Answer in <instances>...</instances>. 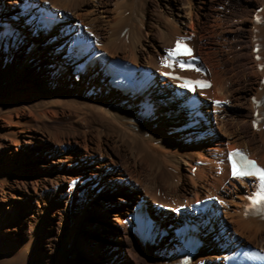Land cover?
I'll list each match as a JSON object with an SVG mask.
<instances>
[{
    "label": "bare ground",
    "instance_id": "6f19581e",
    "mask_svg": "<svg viewBox=\"0 0 264 264\" xmlns=\"http://www.w3.org/2000/svg\"><path fill=\"white\" fill-rule=\"evenodd\" d=\"M26 1L0 0V264L26 261L30 248L13 246V226L17 227L21 220L25 204L35 202L23 215L24 220L31 221L44 212L47 197L52 198L55 193L64 196L61 199L66 202L68 213L72 206L78 209L63 238L62 256H68L80 226L86 227L82 222L86 214H93L92 224L107 214L115 237L131 243L150 264H225V254L235 250V245L255 243L254 247L264 249V220L246 213L250 186L255 187V183L231 179L227 160L229 151L242 148L264 167V0H260V11L253 9L255 16L250 17V25L244 20L238 26L252 35L249 54L253 71L259 75L257 84L232 95L222 67L205 63L214 86L201 93L210 121L203 126L206 137L201 141L189 130H179L188 120L174 83L158 76L157 87H151L142 97H132L108 84L100 63L89 66L84 73L77 72L76 58L69 54L74 50L73 43L89 40L94 34L98 45L91 54L105 52L110 60L120 58L157 71L165 67L170 57L167 50L179 38H185L195 47V55L201 56L195 38L197 27L202 26L197 12L174 4L178 25L166 31L163 42L152 29L143 36L139 9L134 10L135 5L131 3L132 8L129 0H38L41 4L49 1L65 18V23L52 31L36 29L37 11L25 10L38 2ZM7 21L13 26L12 36L1 33V25ZM27 32L36 39L31 42L29 53L14 42L17 38L26 40ZM252 37L259 48L257 61L251 52L256 45ZM37 41L46 57L38 52ZM204 49L211 54L214 43ZM185 61L180 59L179 63ZM72 72L76 89L68 79ZM210 99L225 100L229 105L217 114ZM259 101L262 103L257 105ZM146 104L152 110L139 122L137 118L142 117ZM256 113L261 121L257 129L252 125ZM230 114H238L250 125L253 144L225 129L224 120ZM54 120L65 125L43 129L45 121ZM34 138L43 162L30 165L43 169L36 167L28 174L29 180L21 181L17 166L22 161L18 158L25 155L22 143L31 144ZM199 161L203 165L199 166ZM145 166L150 171L143 178L139 168ZM133 194L140 200H135ZM207 197H216L217 204L208 213L209 225L200 231L204 245L193 256L179 257L175 230L171 234L174 240L170 244L164 241L171 230L172 217L177 209H183L182 214L175 216L178 227L184 219L195 217L189 207ZM101 200H112L115 206L107 211L98 202ZM149 201L157 206L153 207L154 214ZM133 202L138 205L130 212ZM140 207L154 221L153 228L144 229L141 234L133 220ZM142 237L149 238V242L145 243ZM110 245L98 247V251L107 254L106 261L99 260L102 264H119Z\"/></svg>",
    "mask_w": 264,
    "mask_h": 264
},
{
    "label": "rangeland",
    "instance_id": "374dc122",
    "mask_svg": "<svg viewBox=\"0 0 264 264\" xmlns=\"http://www.w3.org/2000/svg\"><path fill=\"white\" fill-rule=\"evenodd\" d=\"M129 1L132 8L133 4L135 5L133 8L134 10L139 9V13L137 14L139 15V19L141 18V23L144 24V29L142 30V32H144L143 36L146 37L148 32L147 30L152 29L154 36L158 39H161L163 42L166 39L165 36L167 32L171 30L172 27L178 25L177 17L173 10L174 4L176 6L184 5L185 9L187 10L191 8V12H197L199 14L198 16L200 20H202V22L200 21L202 26L197 27L199 33L195 38H197V50L203 58V64L206 63L212 65V63H214L215 65L222 67L226 82L228 81L227 85L229 92L232 95L238 93L241 91V89L243 90L246 86L251 85V88H253L257 84L259 75L256 76L257 74L253 71L249 54L251 46L248 44V39L252 35L250 32H246L240 27L243 25L244 20L247 21V26L250 25V17L255 16L254 10L256 8L258 9V7H263V2L260 0H205V3L202 2L204 0H181V2H176L174 0ZM139 5L141 6V9ZM198 5H200L199 8ZM141 12H144L143 17L141 16ZM189 30L190 29L188 27L185 30V34H187V31ZM24 37L26 40L24 38H17L14 40V42L21 47H25V51L29 53L30 44L32 41H36V39H34L32 36L30 37L28 32ZM212 43H214L215 49L211 50V55L210 53L204 52V48ZM40 44L41 42L37 41L38 52L44 56H47V53L42 50ZM68 79L74 83L73 89H76L78 84L74 79L73 72L72 75H69ZM224 121L225 129H227V131L240 134L242 139H245L248 144H253L255 142L254 138L251 137L252 133L250 125L248 123H244L238 114H230L225 118ZM44 123V130H47L49 127L53 126L62 127L65 125V123H63L61 120H54L51 122L45 121ZM230 127L232 129H230ZM36 139L37 138L31 140V144H26L24 142L22 143L23 153L25 155H21L20 158H18V160L20 159L22 161L17 166L22 177L21 181L27 179L29 180L31 170H34L36 167L43 169V167L40 165L38 166L35 164L33 168L30 165V163L43 162L40 160L42 151H39L38 148L40 147H37L34 144L36 143ZM38 141L42 142L41 140ZM120 151L123 155H126L124 150L121 149ZM149 171L150 169L148 167L146 168V166L139 168V172L143 174L142 175L140 173L143 178H146L145 175L148 174ZM158 177H161V173H159L156 178ZM22 185L25 187L24 182H22ZM133 195L135 200H140V197H138L136 194ZM63 197L64 196L62 193H55V196L52 198L47 197V204L44 206V212L38 214L36 218H33L31 221L24 220L23 215H25V213H29L30 207L35 205V202L31 201L30 203H27L28 205L25 204V210L22 212L21 220L17 222V227L13 226V233L16 235L13 236V240L15 241L13 246L16 248L22 246L29 247L31 253L25 262H21L19 264H102L99 258H105L106 261L107 254H104L103 251H98V247H104L107 243H111L109 247L115 252L116 258L119 260V264H150V262H148L141 254L138 253L131 243H128L126 240L117 239L115 237L114 230L111 228L110 223H108L106 220L107 214L104 215V218L100 219V221L93 218L95 219L93 220L96 222L95 224H92V220H90L93 214H86L84 219H82V222L84 225H86V227L83 228V226H80V229H78L75 233V239L73 241L72 247L69 248L68 256H62L60 254V249L63 245V238L66 235L69 223L75 219L74 217H77L78 212V209L72 206L70 212L68 213L66 211V202L61 199ZM142 197L146 199L144 193H142ZM98 202L102 204L107 211H110L115 206L112 200L107 202L101 200ZM137 203L133 202L130 204V212L134 211L138 205ZM149 203L152 206V211L154 214V208L157 206L151 201H149ZM162 209L164 208L162 207ZM175 216L177 215L175 214ZM175 216L172 217L173 224L171 226L170 232L165 235V244H170L174 240L171 234H173L176 228L177 217ZM91 225H93V227ZM142 238L144 239L145 243L149 242V238ZM251 244L255 245V243ZM102 255L104 256L102 257ZM110 264H115V262Z\"/></svg>",
    "mask_w": 264,
    "mask_h": 264
},
{
    "label": "snow or ice",
    "instance_id": "6c2138e0",
    "mask_svg": "<svg viewBox=\"0 0 264 264\" xmlns=\"http://www.w3.org/2000/svg\"><path fill=\"white\" fill-rule=\"evenodd\" d=\"M176 53H179L181 51L188 52L186 48H182V45L180 43H177L176 49L173 50ZM172 55V53H169ZM259 58V57H258ZM165 67H168V65H165ZM183 67V65L181 66ZM190 85H200L202 87H209L210 85L206 83H202L199 81L196 82H188V84H185V87H190ZM190 90H195L194 87H190ZM233 157H240L239 161L233 160L232 165V174L239 177H245V176H255L260 181V187L261 192L257 194L258 199L254 200V203H258L261 201H264V169H261L255 161H252L248 159L246 156L242 155L239 150L231 154Z\"/></svg>",
    "mask_w": 264,
    "mask_h": 264
}]
</instances>
